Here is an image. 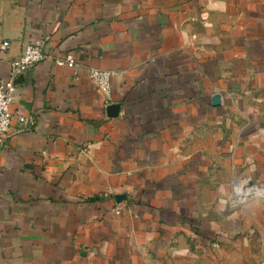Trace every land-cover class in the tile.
<instances>
[{
    "label": "crops",
    "instance_id": "obj_1",
    "mask_svg": "<svg viewBox=\"0 0 264 264\" xmlns=\"http://www.w3.org/2000/svg\"><path fill=\"white\" fill-rule=\"evenodd\" d=\"M11 76L0 264H264V0H0Z\"/></svg>",
    "mask_w": 264,
    "mask_h": 264
},
{
    "label": "built area",
    "instance_id": "obj_2",
    "mask_svg": "<svg viewBox=\"0 0 264 264\" xmlns=\"http://www.w3.org/2000/svg\"><path fill=\"white\" fill-rule=\"evenodd\" d=\"M8 41H3L2 45L6 46ZM46 56L42 48V41L36 39L25 45L24 50L17 57L10 61L11 74L16 72H25L31 65L37 61L42 60ZM56 64L68 65L73 67L75 65V58L72 53H66L63 56L56 57ZM115 71L111 69L93 67L89 69V76L96 84L103 97L104 105H108L110 101V77ZM15 83L12 76L8 79H0V149L4 146V133L9 124L10 112L9 104L12 99ZM20 122H25L24 116H19ZM262 187L257 184L247 183L246 185L234 184V197L238 202H243L249 195L260 194Z\"/></svg>",
    "mask_w": 264,
    "mask_h": 264
},
{
    "label": "water",
    "instance_id": "obj_3",
    "mask_svg": "<svg viewBox=\"0 0 264 264\" xmlns=\"http://www.w3.org/2000/svg\"><path fill=\"white\" fill-rule=\"evenodd\" d=\"M213 102H217V98L216 97L213 98ZM106 108H107V110L109 111L110 114H116L117 113V110L119 108V103L118 102H115V101L114 102H111L108 105H106Z\"/></svg>",
    "mask_w": 264,
    "mask_h": 264
}]
</instances>
